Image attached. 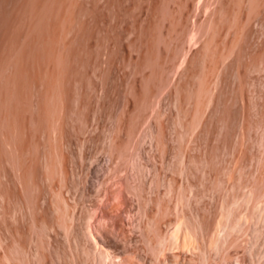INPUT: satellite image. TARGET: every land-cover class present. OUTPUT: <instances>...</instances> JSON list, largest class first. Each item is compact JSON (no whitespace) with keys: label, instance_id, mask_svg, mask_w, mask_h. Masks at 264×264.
<instances>
[{"label":"rangeland","instance_id":"obj_1","mask_svg":"<svg viewBox=\"0 0 264 264\" xmlns=\"http://www.w3.org/2000/svg\"><path fill=\"white\" fill-rule=\"evenodd\" d=\"M112 263L264 264V0H0V264Z\"/></svg>","mask_w":264,"mask_h":264},{"label":"bare ground","instance_id":"obj_2","mask_svg":"<svg viewBox=\"0 0 264 264\" xmlns=\"http://www.w3.org/2000/svg\"><path fill=\"white\" fill-rule=\"evenodd\" d=\"M178 228H179V227H178ZM227 231H228V230H227ZM89 232H90V231H89ZM89 232H88V233H89ZM177 232H180V230L178 231V229H177ZM174 234L176 235V229H175V231H174ZM174 234H173V235H174ZM178 236H179V233H178ZM178 236H176V237H178ZM92 237H93V235H92ZM96 237H97V236H96ZM188 237H189V236H188ZM172 238H174V236H173ZM190 238H191V237H190ZM174 239H175V238H174ZM174 239H173V240H174ZM186 239H187V238H186ZM93 240H94V239H93ZM176 240H177V239H176ZM188 240H189V239H188ZM95 241H96V240H95ZM178 241H179V240H178ZM185 246H186V245H185ZM103 247H104V246H103ZM186 247H187V246H186ZM106 251H107V250H106ZM103 252H104V251H103ZM101 253H102V252H101ZM108 255H109V254H108ZM102 256H103V255H102ZM104 256H105V255H104ZM109 258H110V257H109ZM111 261H112V260H111ZM113 261H115V260H113ZM112 264H113V263H112Z\"/></svg>","mask_w":264,"mask_h":264}]
</instances>
